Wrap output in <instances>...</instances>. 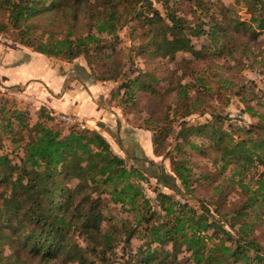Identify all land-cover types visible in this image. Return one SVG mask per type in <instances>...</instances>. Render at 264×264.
I'll use <instances>...</instances> for the list:
<instances>
[{"label":"trees","instance_id":"1","mask_svg":"<svg viewBox=\"0 0 264 264\" xmlns=\"http://www.w3.org/2000/svg\"><path fill=\"white\" fill-rule=\"evenodd\" d=\"M142 1L0 0V12L7 13L8 18L0 20V34L15 31L16 41L48 56L73 60L84 54L91 64V57L95 61L106 58L104 65L109 68L113 55L105 50H116L119 30L133 19L144 21L150 28L143 31L132 48L148 60L143 67L131 69L117 95L132 107L150 102L153 107L148 108L149 116L145 117L149 126L162 120L166 96L175 94V105L184 99L195 106L188 95V84L178 82L172 88L163 87L170 72L160 68L158 59L175 58L182 52H192L197 57L206 52L232 55L238 47L236 43L250 49L262 46L253 47L252 42L264 31V0H239L252 14L249 21L224 12L223 18L208 30L191 4L190 12L195 15L184 18L173 10V3L169 23L158 9L154 16L146 15L152 7L146 2L141 6ZM163 2L170 6L172 0ZM47 16L50 20L45 22ZM204 34L213 45L203 43L198 48L193 37ZM93 50L95 53H91ZM129 61L135 62L134 55ZM83 72L88 73L85 68ZM245 90L241 87L238 93L245 94ZM258 104L264 109V94ZM247 110L259 121L251 124L245 131L247 136L241 138L235 136L236 130L224 129L223 119L194 123L181 119L182 116L175 120L180 123L178 131L172 124L159 130L155 125L152 130L158 152L164 151L167 137L176 132V143L166 154L180 184L167 185L175 194L161 190L153 204L141 185L145 167L139 163L128 167L95 131L71 128L63 136L60 130L39 123L28 129V139L23 143L16 145L13 141L14 149L22 152L21 162L13 163L3 153L2 137L16 125L14 119L22 123L23 117L19 111L10 113L2 106L0 112L5 116L0 126V264H30L36 260L44 264H69L74 260L80 264H108L116 254L119 236L128 246L123 250L131 257L129 264H180L183 253L190 255L192 264H264V231L255 233L256 222L264 223V180L249 171L255 155L262 160L264 137L258 138L255 131L264 129V111L253 106ZM42 111L48 120H53L49 113L45 114V107ZM193 111L187 109L185 115ZM206 136L214 144L197 143L196 137ZM201 150L205 155L208 150L215 152V162H221L220 172L233 170V183L241 188L238 199L228 203V185L215 187L219 197L206 201L217 206V214L203 203L205 200L196 197L198 177L192 152ZM131 157L142 163L148 160ZM86 188L100 190L99 195L110 194L112 201L120 203L131 217L119 225L113 220L110 227L104 228L101 197H93ZM177 195L185 201L177 199ZM190 199L201 201V207L190 203ZM75 232L84 236L85 246L75 239ZM134 238L143 241L136 251L129 248ZM6 248L10 253H5Z\"/></svg>","mask_w":264,"mask_h":264},{"label":"rangeland","instance_id":"2","mask_svg":"<svg viewBox=\"0 0 264 264\" xmlns=\"http://www.w3.org/2000/svg\"><path fill=\"white\" fill-rule=\"evenodd\" d=\"M163 1L143 0L140 5L143 6L145 2L149 3L150 5L148 7L152 8L147 10L146 15L154 16V10L158 9L166 22L170 23L169 13L173 3V10H178L179 14L184 18L193 17L194 13H191L189 8L191 4L196 7L198 17L201 21L205 22L203 28L207 30L217 24V20L223 18L224 12L232 17H239L242 21H249L252 15L248 6L240 3L239 0H172L170 6H167ZM200 1L203 4H200ZM224 8L228 10L225 11ZM7 19V13L0 12V20ZM49 20V16L44 19L45 22ZM63 24L64 31L67 23L65 22ZM149 28L140 19H133L127 25L123 26L118 32L119 37L116 40V50L113 51L112 48H106L105 50L106 53L113 55V58L109 59L111 61L109 68L104 65V62L107 60L106 58L101 59L100 57L95 61V58L91 57L93 60L91 64L89 57L84 54L77 56L73 60L44 54L47 56L48 63L53 70L51 75L54 78H56L55 76L65 74L66 92H68V97H73L69 98V105H73L74 107V98L78 97L80 104L84 106L88 116L77 111L73 113V109L71 111L69 110L70 106L63 111L56 110L51 106H40L36 101H29L25 96H16L7 90H2L3 85L0 83V109L2 106H5L10 113L19 111L23 117L22 123L14 119L13 122L16 125L13 124L11 129L7 131V134L3 135L2 138L5 145L3 153L13 163L19 164L21 162L20 157L22 152L20 151L21 149H14L13 141L17 142L16 145L23 143L25 139H28L30 132L28 129L36 127L39 123L60 130L63 136L67 135L71 128L82 131H95L106 139L113 153L122 157L128 167L136 165V163L145 167V178L141 181V185L146 195L155 204L158 192L162 190L166 193L175 194L174 190L167 185L178 187L180 184V181L173 175L171 159L166 154L176 143V132L167 137L165 149L162 152L160 151V153L156 150L153 137L154 131L152 129L156 127L155 125H157L156 129L159 130L158 128L161 129L172 124L176 129L175 131H178L180 129V123L178 124L175 120L182 116L181 119H188L194 123L212 122L223 119V127L225 130H236L234 133L237 138L247 136L246 129H249L251 124H257L259 121L257 116H252L247 110V107L253 106L262 110V112L264 111L258 104L264 94V31H260L255 41L252 42L253 47L262 44L260 48H245L242 46L244 44L236 43L239 48L234 49L232 55L219 52L208 54L206 52L201 57H197L195 53L182 52L178 53L175 58L162 57V59H158L160 68L170 72V77L164 80L163 87L169 89L178 82L188 84L190 86L188 88V95L191 102L195 103V106H191L190 102L184 99L180 101V105H175V94L166 96L165 102L167 104L164 107V116L160 118L162 120L157 124L149 126L145 122V117L149 116L150 110L148 111V108L151 109L153 107L150 102L145 103L144 101L140 106L132 107L129 103H123L117 95L119 85L123 83L124 77H126L131 69H135L137 66L143 67L144 62L148 60L146 57L137 55L132 46L139 42L140 35H142L144 30H148ZM15 34L16 32L12 31L0 34V36L2 40L12 43V45L25 46L16 41ZM241 36L245 38L244 35ZM236 42H239V40ZM193 43L198 48L203 43L213 45L212 41L207 39L205 34L199 38L193 37ZM232 46L235 47L234 45ZM25 47L37 52L32 47ZM91 53H95V51L93 50ZM131 55H134L135 62L129 61ZM83 68L88 73H84ZM241 87H245V94L238 93ZM206 88L209 91H206ZM61 94H64L63 91ZM43 107L46 108V113H44L46 115L49 113L53 117V120H48L47 116L42 115ZM85 109L83 110L85 111ZM187 109H194V111L185 115ZM10 113H8V116ZM4 116L5 113L0 112V126L3 123L2 118ZM26 125L27 128H25ZM231 127L235 129H231ZM255 134L258 138L264 137V129L255 131ZM196 141L198 144H214V141L208 136L205 138L196 137ZM94 147L97 148L96 145ZM128 152L136 155V157L143 156L148 160L142 163L141 160L132 158V155ZM203 153V150L192 152V164L194 172L198 177V181L195 183L196 197L205 200L203 203L210 207L212 212L217 214L218 211L215 212L217 206L206 201L208 199L216 201L219 197V193L215 190V187L220 184L223 186L228 185V203L238 199L241 188L239 184L233 183L231 177L233 170L228 169L227 171L220 172L221 162H215V159H217L215 152L208 150L207 155ZM263 159L264 152L262 155ZM262 160L255 155L252 158V165L249 171L251 175L256 173V177L264 180V162ZM85 190L91 191L93 197H101V209L104 214L102 226L104 228L110 227V222L113 220H116V224L119 225L124 218L131 217V214L125 211L120 203H114L112 201L110 194L103 193L99 195L100 190L94 191L93 188H86ZM176 197L181 201H185V199L180 198L178 195ZM190 203L195 204L196 207H201L202 205L201 201L193 199H190ZM261 211L262 218L264 219V209ZM256 223L255 233L261 234L264 231V223L263 221L260 222V220ZM210 234H212L211 231ZM74 237L82 246L86 245L84 236L80 232H75ZM118 239L119 244L116 249V254L110 259L108 264H129L131 257L124 251L128 246L124 243L121 236ZM141 243L143 241L134 238L131 244L132 247L130 246L129 248L133 249L132 251H136V248ZM5 253H10V249L6 248ZM90 257L92 258V256ZM181 258L180 264H192V259L188 253H183ZM30 264L44 263L36 260ZM69 264L80 263L74 260Z\"/></svg>","mask_w":264,"mask_h":264},{"label":"crops","instance_id":"3","mask_svg":"<svg viewBox=\"0 0 264 264\" xmlns=\"http://www.w3.org/2000/svg\"><path fill=\"white\" fill-rule=\"evenodd\" d=\"M52 72L47 56L31 51L25 46L12 45V43L2 40L0 36L2 90H7L16 96H25L29 101H36L40 106H51L56 110L63 111L70 106L69 110L73 109V113L77 111L88 116L78 97L74 98V107L69 105V98L73 97H68V92H66L65 74L54 78L51 75ZM62 91L64 94H61Z\"/></svg>","mask_w":264,"mask_h":264}]
</instances>
